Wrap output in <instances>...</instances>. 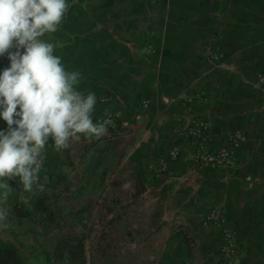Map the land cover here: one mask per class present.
<instances>
[{
  "label": "crops",
  "instance_id": "obj_1",
  "mask_svg": "<svg viewBox=\"0 0 264 264\" xmlns=\"http://www.w3.org/2000/svg\"><path fill=\"white\" fill-rule=\"evenodd\" d=\"M66 3L57 31L40 39L53 45L66 72L79 73L75 90L95 93L93 122L116 117L99 139L58 150L49 138L40 183L46 176L55 188L59 174L72 178L73 169L60 164L76 151L90 177L114 158L145 184L163 244L160 264H223L219 230L202 224L211 213L235 233L236 264H264V0ZM212 45L220 64L210 62ZM9 65L7 53L0 56V73ZM199 117L211 122L207 150L232 151L236 167H195V147L182 132ZM7 127L0 118V130ZM236 133L243 137L237 144L229 140ZM176 145L181 156L172 161ZM160 162L168 165L163 174ZM9 184L7 212L42 189L26 190L19 178Z\"/></svg>",
  "mask_w": 264,
  "mask_h": 264
},
{
  "label": "clouds",
  "instance_id": "obj_2",
  "mask_svg": "<svg viewBox=\"0 0 264 264\" xmlns=\"http://www.w3.org/2000/svg\"><path fill=\"white\" fill-rule=\"evenodd\" d=\"M68 7L66 0H0V56L10 61L0 73V118L8 125L0 130V220L10 180L19 178L26 190L43 187L38 157L49 138L59 150L107 131L108 120L93 122L95 93L75 90L79 73L66 72L53 45L40 39L57 31Z\"/></svg>",
  "mask_w": 264,
  "mask_h": 264
},
{
  "label": "rangeland",
  "instance_id": "obj_3",
  "mask_svg": "<svg viewBox=\"0 0 264 264\" xmlns=\"http://www.w3.org/2000/svg\"><path fill=\"white\" fill-rule=\"evenodd\" d=\"M76 152L60 164L74 176L59 174L55 188L42 183L9 210L0 220V240L17 247L25 264H63L55 255L58 243L80 240L86 264H160L163 244L137 173L110 158L90 177Z\"/></svg>",
  "mask_w": 264,
  "mask_h": 264
},
{
  "label": "built area",
  "instance_id": "obj_4",
  "mask_svg": "<svg viewBox=\"0 0 264 264\" xmlns=\"http://www.w3.org/2000/svg\"><path fill=\"white\" fill-rule=\"evenodd\" d=\"M152 1V0H144ZM210 62L220 64L222 60L221 53L216 49L215 45H212L209 50ZM119 114H117V117ZM115 114H107L106 120L113 121ZM211 130V122L204 117L194 119L190 125L182 132L184 138L191 140L195 147L194 153V165L196 168L201 169L206 166H215L219 168H233L237 165V160L232 151L228 149H221L214 152L208 151L206 144L209 140ZM230 141L235 144L243 141L241 133H236L230 136ZM181 156V147L176 145L169 151V157L172 161H177ZM40 161V170L44 166V157L41 155L38 157ZM154 164L150 165V169L154 170ZM168 169V165L164 162H160L159 172L163 174ZM202 224L206 228L215 227L219 230V251L224 257L223 264H236L241 250L235 241V233L231 227L227 224L226 219L220 214L211 213L207 215Z\"/></svg>",
  "mask_w": 264,
  "mask_h": 264
},
{
  "label": "trees",
  "instance_id": "obj_5",
  "mask_svg": "<svg viewBox=\"0 0 264 264\" xmlns=\"http://www.w3.org/2000/svg\"><path fill=\"white\" fill-rule=\"evenodd\" d=\"M14 209L17 210L18 206L15 205ZM55 255L59 263L86 264L83 240L75 244L70 241L58 243ZM47 258L48 261H51L50 254L47 255ZM0 264H25V261L17 247L0 240Z\"/></svg>",
  "mask_w": 264,
  "mask_h": 264
}]
</instances>
